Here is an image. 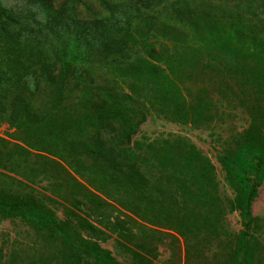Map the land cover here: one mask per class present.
<instances>
[{
    "label": "trees",
    "instance_id": "1",
    "mask_svg": "<svg viewBox=\"0 0 264 264\" xmlns=\"http://www.w3.org/2000/svg\"><path fill=\"white\" fill-rule=\"evenodd\" d=\"M239 112L249 126L219 160L234 200L189 140H135L150 118L210 129ZM3 124L17 143L0 138V218L47 252L0 249V264H122L101 245L113 237L154 264L161 230L185 241L186 264L260 262L264 0H0ZM44 180L49 203L32 187Z\"/></svg>",
    "mask_w": 264,
    "mask_h": 264
},
{
    "label": "rangeland",
    "instance_id": "2",
    "mask_svg": "<svg viewBox=\"0 0 264 264\" xmlns=\"http://www.w3.org/2000/svg\"><path fill=\"white\" fill-rule=\"evenodd\" d=\"M214 1L221 4L222 0ZM248 126L249 119L240 112L234 115V117L229 119L225 124L220 126L217 125L210 129H196L191 126H181L157 118H150L147 123L143 125L140 133L135 137V140H157L167 138L168 136H180L189 140L211 159L216 167V175L221 189L228 197L234 200L235 193L226 180V174L219 160L220 157L224 155L226 142L231 139L234 133L241 132L248 128ZM0 138L10 143H17L16 131L8 124H3L0 127ZM50 185V181L44 180L32 187L36 190V194H38L39 197H44V201L47 202L46 197H54ZM252 212L253 216L260 218L261 221L257 224L254 235L250 241V246H260V262L257 264H264V183L260 187L258 196L253 203ZM58 216L62 218V212H58ZM223 229L224 237L225 234L232 236L233 241L239 238L243 231V226L238 212H232L227 215ZM156 237L159 239L158 258L154 261V264L187 263V249L185 241L181 237L172 231L166 230H161ZM44 244L45 241L39 238L24 222L0 218V249H2L6 255H10L14 249H24L23 252L25 251L31 254L29 252H32V250L29 248L33 246L40 247V245L42 246ZM101 245L104 249L110 250L112 255L120 263H133L131 256L119 247L116 237L101 243ZM44 246H42L44 249L42 247H35L36 251H46Z\"/></svg>",
    "mask_w": 264,
    "mask_h": 264
}]
</instances>
